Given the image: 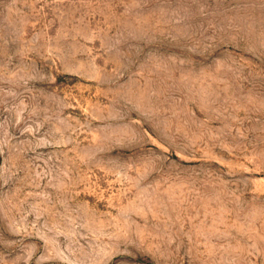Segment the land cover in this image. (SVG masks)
Masks as SVG:
<instances>
[{
  "label": "rangeland",
  "instance_id": "rangeland-1",
  "mask_svg": "<svg viewBox=\"0 0 264 264\" xmlns=\"http://www.w3.org/2000/svg\"><path fill=\"white\" fill-rule=\"evenodd\" d=\"M0 264H264V0H0Z\"/></svg>",
  "mask_w": 264,
  "mask_h": 264
}]
</instances>
